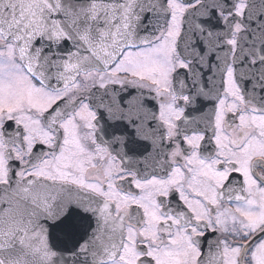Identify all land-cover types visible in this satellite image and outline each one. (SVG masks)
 <instances>
[{
	"label": "flooded vegetation",
	"instance_id": "af4514ba",
	"mask_svg": "<svg viewBox=\"0 0 264 264\" xmlns=\"http://www.w3.org/2000/svg\"><path fill=\"white\" fill-rule=\"evenodd\" d=\"M163 6L152 40L55 86L0 28V264H91L52 188L111 211L101 264H264V0Z\"/></svg>",
	"mask_w": 264,
	"mask_h": 264
},
{
	"label": "water",
	"instance_id": "95a60500",
	"mask_svg": "<svg viewBox=\"0 0 264 264\" xmlns=\"http://www.w3.org/2000/svg\"><path fill=\"white\" fill-rule=\"evenodd\" d=\"M163 1L0 0V28L9 39L24 42L25 64L32 74L43 84L55 86L65 83L67 77L106 67L123 49L152 40L167 18ZM11 193L13 197L14 191ZM52 193L54 215L58 223L66 225L68 234L58 241L73 248L80 261L101 264L113 260L122 233L107 205L64 188H52ZM96 205L102 209L101 215ZM74 206L81 212L71 214ZM96 223L103 227L100 235L90 232ZM82 226H89L84 236L77 233ZM83 242L85 251L80 247Z\"/></svg>",
	"mask_w": 264,
	"mask_h": 264
},
{
	"label": "rangeland",
	"instance_id": "374dc122",
	"mask_svg": "<svg viewBox=\"0 0 264 264\" xmlns=\"http://www.w3.org/2000/svg\"><path fill=\"white\" fill-rule=\"evenodd\" d=\"M144 55L146 54L145 52L143 53ZM168 70H169V68H167ZM161 70V69H160ZM159 70V71H160ZM165 71V68L163 69V72ZM144 72H150L151 73V75H154V70L152 69V71H150V70H148V69H144Z\"/></svg>",
	"mask_w": 264,
	"mask_h": 264
}]
</instances>
